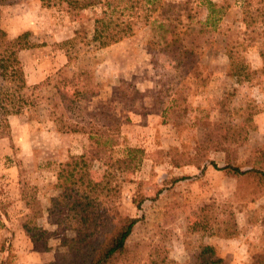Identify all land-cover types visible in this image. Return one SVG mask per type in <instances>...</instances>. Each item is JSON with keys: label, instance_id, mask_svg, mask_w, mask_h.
I'll return each instance as SVG.
<instances>
[{"label": "rangeland", "instance_id": "1", "mask_svg": "<svg viewBox=\"0 0 264 264\" xmlns=\"http://www.w3.org/2000/svg\"><path fill=\"white\" fill-rule=\"evenodd\" d=\"M163 1L180 6L181 54L140 24L98 48L99 7L0 0L7 38L28 34L12 49L24 75L0 138V264H56L67 251L78 197L59 175L71 158L116 187L101 216L112 203L138 219L131 264H195L206 249L222 264H264V193L222 170L230 160L264 172V0ZM56 119L81 130L61 132ZM127 148L144 151L132 173L115 165Z\"/></svg>", "mask_w": 264, "mask_h": 264}, {"label": "trees", "instance_id": "2", "mask_svg": "<svg viewBox=\"0 0 264 264\" xmlns=\"http://www.w3.org/2000/svg\"><path fill=\"white\" fill-rule=\"evenodd\" d=\"M39 1L47 6L58 1L60 4H65L72 12L99 7L101 11L94 20L91 37V42L98 48L108 47L133 36L135 27L140 24L141 27L150 26L151 29H159L162 43L176 46L180 54L185 51L182 38L185 33L177 32L174 30L176 27H172L174 23L181 22L176 9L180 6L175 4H167L163 0ZM214 20L210 24L213 29L216 26ZM205 30L200 29L199 33ZM27 36L28 34L25 33L16 39L9 40L0 29V138L9 134L8 117L12 114L10 103L14 94L12 88L24 75L16 51L12 49L15 48L16 41L20 42ZM229 60L234 70L232 74L237 78H243L247 73L246 67L241 62H236L231 55ZM56 122L59 125L58 130L64 133H75L81 130L77 125L63 123L61 119H56ZM125 153L123 158L115 161V165L126 173H132L140 166L144 151L139 148H127ZM85 165L83 158H71L63 165V173L59 175L60 179L64 178L63 181L68 187H75L73 190L78 199L69 209L75 212L71 228L75 232V237L70 240L65 253L57 254L56 264H131L127 241L138 219L118 215L112 203L104 208L103 215H100L98 209L101 204L103 202L109 204L110 199L116 196L118 191L109 182L92 179L88 171L84 169ZM222 170H227L230 176L236 178L254 177L261 192L264 193V172L255 169L241 172L239 168L231 165L230 160ZM66 196V200L70 199L68 194ZM32 231L34 232L35 229ZM32 231L26 229L27 236L33 243L39 242L43 233L39 230L37 233ZM195 264H222V259L217 258L214 251L206 249L199 254Z\"/></svg>", "mask_w": 264, "mask_h": 264}]
</instances>
